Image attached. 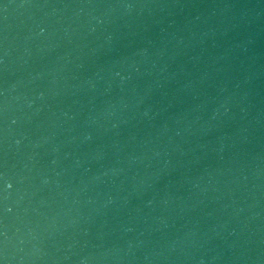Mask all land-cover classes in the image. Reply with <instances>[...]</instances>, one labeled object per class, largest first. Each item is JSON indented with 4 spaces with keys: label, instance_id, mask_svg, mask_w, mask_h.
<instances>
[{
    "label": "water",
    "instance_id": "1",
    "mask_svg": "<svg viewBox=\"0 0 264 264\" xmlns=\"http://www.w3.org/2000/svg\"><path fill=\"white\" fill-rule=\"evenodd\" d=\"M0 264H264L213 0H0Z\"/></svg>",
    "mask_w": 264,
    "mask_h": 264
}]
</instances>
